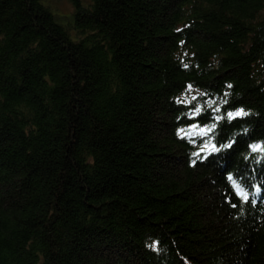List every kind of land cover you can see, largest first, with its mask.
Here are the masks:
<instances>
[{
	"label": "trees",
	"instance_id": "trees-1",
	"mask_svg": "<svg viewBox=\"0 0 264 264\" xmlns=\"http://www.w3.org/2000/svg\"><path fill=\"white\" fill-rule=\"evenodd\" d=\"M67 2L0 0V264H264V0Z\"/></svg>",
	"mask_w": 264,
	"mask_h": 264
},
{
	"label": "rangeland",
	"instance_id": "rangeland-1",
	"mask_svg": "<svg viewBox=\"0 0 264 264\" xmlns=\"http://www.w3.org/2000/svg\"><path fill=\"white\" fill-rule=\"evenodd\" d=\"M42 4L50 11L57 24L69 28L73 34L72 9L67 0H42Z\"/></svg>",
	"mask_w": 264,
	"mask_h": 264
},
{
	"label": "snow or ice",
	"instance_id": "snow-or-ice-1",
	"mask_svg": "<svg viewBox=\"0 0 264 264\" xmlns=\"http://www.w3.org/2000/svg\"><path fill=\"white\" fill-rule=\"evenodd\" d=\"M242 113H236L235 115H241ZM228 147H230V145H228ZM229 179H231V177H229ZM245 199H246V197H245ZM235 206V205H234Z\"/></svg>",
	"mask_w": 264,
	"mask_h": 264
}]
</instances>
